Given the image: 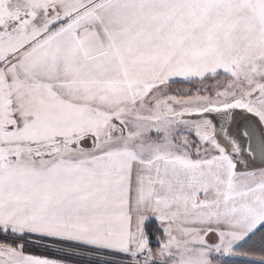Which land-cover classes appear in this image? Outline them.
I'll use <instances>...</instances> for the list:
<instances>
[{
	"label": "snow or ice",
	"instance_id": "snow-or-ice-1",
	"mask_svg": "<svg viewBox=\"0 0 264 264\" xmlns=\"http://www.w3.org/2000/svg\"><path fill=\"white\" fill-rule=\"evenodd\" d=\"M0 264H264V0H0Z\"/></svg>",
	"mask_w": 264,
	"mask_h": 264
}]
</instances>
